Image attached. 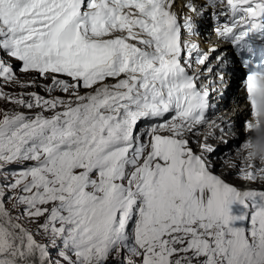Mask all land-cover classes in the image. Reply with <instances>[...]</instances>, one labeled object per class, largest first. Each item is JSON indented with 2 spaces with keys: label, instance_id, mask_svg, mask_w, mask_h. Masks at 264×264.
<instances>
[{
  "label": "snow or ice",
  "instance_id": "6c2138e0",
  "mask_svg": "<svg viewBox=\"0 0 264 264\" xmlns=\"http://www.w3.org/2000/svg\"><path fill=\"white\" fill-rule=\"evenodd\" d=\"M230 63L248 102L264 0H0V264H264V159L189 139Z\"/></svg>",
  "mask_w": 264,
  "mask_h": 264
},
{
  "label": "bare ground",
  "instance_id": "6f19581e",
  "mask_svg": "<svg viewBox=\"0 0 264 264\" xmlns=\"http://www.w3.org/2000/svg\"><path fill=\"white\" fill-rule=\"evenodd\" d=\"M203 40H208L213 42L214 34L208 33L207 36L203 37ZM217 41L216 43H218ZM245 105H242L243 108ZM234 109L231 106H226L221 109V112L224 113L225 117L228 119L234 120L231 127L227 128L223 132L214 131L212 134H209L207 137V143L211 144L215 151L210 154L209 161L215 167V173L218 175H223V178L230 182L235 177L236 169L231 168L232 165H239L241 161L244 163H249V160H245V157L249 152H253L256 155H259L262 159H264V114L259 113H251L249 116V121L251 124L256 125L259 124V128L253 127L250 131L246 132L244 128V121L246 119V115L244 117L240 116L236 119H233L231 115ZM209 126L201 127V130L196 135H190V141H194L191 144V147L199 151V143L204 142V136L207 134ZM214 134V137H213ZM237 137V138H236ZM251 139V147L244 148L241 147L237 152L235 147L232 146L233 141H241V144H244L245 141L243 139ZM236 138V139H234ZM234 139L232 142L231 140ZM236 145V144H235ZM233 173V174H229ZM242 183L240 184V187ZM253 187H257L258 185H251Z\"/></svg>",
  "mask_w": 264,
  "mask_h": 264
},
{
  "label": "rangeland",
  "instance_id": "374dc122",
  "mask_svg": "<svg viewBox=\"0 0 264 264\" xmlns=\"http://www.w3.org/2000/svg\"><path fill=\"white\" fill-rule=\"evenodd\" d=\"M236 138H237V137H236ZM236 138H234V139H236ZM234 139H232L231 142H232ZM240 141H241V138H240ZM240 141H236V140L233 141L232 146H235V144H236V145L239 144ZM215 168H218V167H215ZM218 169H219V168H218ZM230 183H233V184H235L236 186L240 187L241 181H240L239 179H237L236 176H235V177L230 181Z\"/></svg>",
  "mask_w": 264,
  "mask_h": 264
}]
</instances>
